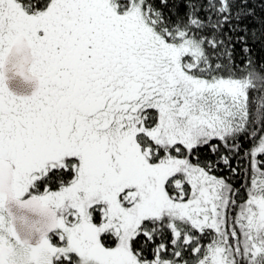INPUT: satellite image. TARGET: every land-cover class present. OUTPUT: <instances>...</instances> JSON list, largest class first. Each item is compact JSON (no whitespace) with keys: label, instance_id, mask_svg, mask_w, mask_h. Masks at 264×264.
Returning <instances> with one entry per match:
<instances>
[{"label":"snow or ice","instance_id":"1","mask_svg":"<svg viewBox=\"0 0 264 264\" xmlns=\"http://www.w3.org/2000/svg\"><path fill=\"white\" fill-rule=\"evenodd\" d=\"M0 264H264V0H0Z\"/></svg>","mask_w":264,"mask_h":264}]
</instances>
